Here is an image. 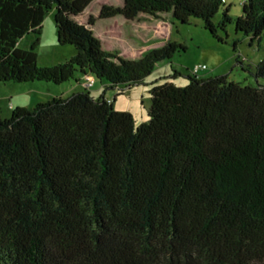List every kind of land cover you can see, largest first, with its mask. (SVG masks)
<instances>
[{
	"label": "trees",
	"instance_id": "obj_1",
	"mask_svg": "<svg viewBox=\"0 0 264 264\" xmlns=\"http://www.w3.org/2000/svg\"><path fill=\"white\" fill-rule=\"evenodd\" d=\"M93 1L0 0V81H76L7 117L0 106V264H264V55L255 71L241 61L255 83L193 71L182 83L178 69L148 81L187 45L170 40L126 58L90 27L170 13L202 19L221 42L234 24L260 50L264 0H240L238 14L235 0H123L81 21ZM52 10L58 42L76 51L41 66L38 35ZM87 76L102 81L99 96ZM142 84L151 104L137 125L106 92Z\"/></svg>",
	"mask_w": 264,
	"mask_h": 264
},
{
	"label": "rangeland",
	"instance_id": "obj_2",
	"mask_svg": "<svg viewBox=\"0 0 264 264\" xmlns=\"http://www.w3.org/2000/svg\"><path fill=\"white\" fill-rule=\"evenodd\" d=\"M232 12H242L240 0H235ZM123 0H94L79 17L83 22L88 19L98 18L99 11L104 4L122 6ZM222 10L215 16V20L222 18ZM109 50H116L126 58H139L145 51L163 46L170 40H179L187 45L185 51L177 52L167 62H160L148 81L155 79L165 80L174 73V69L182 72V79L178 82L186 83L187 75L192 73L196 64H207L208 68L201 73L205 76L227 74L229 80L243 83H255L256 77L250 71H245L241 61L257 63L264 55V48L257 50L250 45V37L235 30V25L228 27L227 42H221L206 29L203 20L193 17L190 23L179 20L172 21L170 13H161L155 17L148 13H140L137 18L125 19L122 16L111 17L106 20H96L92 25ZM224 35L226 33L223 32ZM40 42L36 48L38 64L51 66L70 58L76 51L72 44H60L55 24L54 11H50L42 24L41 33L38 35ZM31 33L20 41V46L30 49L31 43L38 37ZM238 46L234 49V42ZM169 79V78H168ZM102 81L97 79L92 93L99 96L102 90ZM76 81L71 79L62 84L47 81L4 82L0 81V106L4 117L10 116L13 108L18 105L32 107L40 101H46L59 94H69ZM106 96L112 100L115 97L114 107L117 110L131 112L136 124L148 120L151 93L149 86L136 85L118 94L115 90H107ZM12 104L13 106H10Z\"/></svg>",
	"mask_w": 264,
	"mask_h": 264
},
{
	"label": "built area",
	"instance_id": "obj_3",
	"mask_svg": "<svg viewBox=\"0 0 264 264\" xmlns=\"http://www.w3.org/2000/svg\"><path fill=\"white\" fill-rule=\"evenodd\" d=\"M207 68H208V66L205 63L196 64L192 71L194 73L198 74V73H201L203 70H205ZM94 84H95V78H93L91 76H87L85 81H84V87L91 88ZM10 106H13V105L10 104Z\"/></svg>",
	"mask_w": 264,
	"mask_h": 264
},
{
	"label": "water",
	"instance_id": "obj_4",
	"mask_svg": "<svg viewBox=\"0 0 264 264\" xmlns=\"http://www.w3.org/2000/svg\"><path fill=\"white\" fill-rule=\"evenodd\" d=\"M90 27H92V25H90Z\"/></svg>",
	"mask_w": 264,
	"mask_h": 264
},
{
	"label": "crops",
	"instance_id": "obj_5",
	"mask_svg": "<svg viewBox=\"0 0 264 264\" xmlns=\"http://www.w3.org/2000/svg\"><path fill=\"white\" fill-rule=\"evenodd\" d=\"M72 89H73V88H72ZM72 89H71V90H72ZM71 90H70V91H71Z\"/></svg>",
	"mask_w": 264,
	"mask_h": 264
}]
</instances>
